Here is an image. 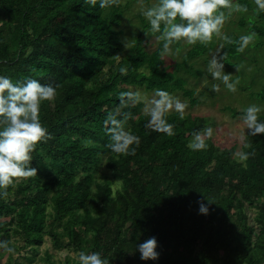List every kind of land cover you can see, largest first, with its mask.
Segmentation results:
<instances>
[{
    "label": "trees",
    "instance_id": "1",
    "mask_svg": "<svg viewBox=\"0 0 264 264\" xmlns=\"http://www.w3.org/2000/svg\"><path fill=\"white\" fill-rule=\"evenodd\" d=\"M236 3L253 7L248 0ZM254 13L260 24L253 20L245 28L264 40V12ZM122 14L120 5L101 9L99 0L95 7L85 0H0V75L58 85L56 99L39 114L52 139L32 153L37 177L0 198V239L11 240L19 253L48 237L56 250L99 252L109 264H264V135L244 137L243 151L255 152L245 162L234 147L220 149L210 139L206 150L192 151V134L206 128L207 118L180 119L172 112L168 121L176 134L169 137L146 129L149 117L137 105L124 109L136 117L128 122L141 138L136 154L117 156L106 147L104 121L121 92L162 89L195 105L184 74L193 75L189 63L213 48L193 45L171 69L159 55L161 42L145 49L150 25L141 17L128 53L117 61ZM222 55L227 67L243 60L225 42ZM256 96L264 100V86ZM230 113L242 116L244 110ZM85 139L93 143L85 147ZM204 197L212 203L206 216L198 204H208ZM150 237L159 258L144 261L137 246ZM0 264L18 262L0 253ZM65 264L79 261L67 255Z\"/></svg>",
    "mask_w": 264,
    "mask_h": 264
},
{
    "label": "clouds",
    "instance_id": "2",
    "mask_svg": "<svg viewBox=\"0 0 264 264\" xmlns=\"http://www.w3.org/2000/svg\"><path fill=\"white\" fill-rule=\"evenodd\" d=\"M85 2L95 7L98 0ZM120 3L121 0H99V7L106 9L119 6ZM139 3L141 14L147 19L151 32L158 34L155 38L162 43L159 53L162 59L172 54L173 45L193 46L199 43L207 46L214 38H219L228 45H235L236 52L243 53L257 39L255 32L240 35L238 39L223 33L224 25L234 13H247L249 10L246 4L234 3V0H155L151 4L147 0H139ZM254 4L259 12H264V0H254ZM126 41L127 39L124 42L125 48ZM224 60L225 55H213L207 70L214 80L221 81L228 91L235 93L240 81L238 78L233 80V75L225 73ZM120 72L125 73L126 68L121 67ZM57 88L58 85L41 84L32 78H26L21 83L0 75V198H7L10 195L9 189L15 188L20 181L37 177V169L31 166L32 153L39 144L52 139L48 129L41 123L39 114L45 102L51 103L56 99ZM212 91H220V86L213 85ZM118 99V107L104 121L106 134L110 137V143L106 147L117 156L124 157L134 156L141 144L140 136L134 134L128 126L129 120L136 117L124 109L143 105V112L149 117L145 128L172 137L176 134L175 125L169 123V114L175 112L180 119H184L188 108L186 102L162 89H155L151 97L139 90L123 91ZM262 112L264 106L256 104L244 109L241 121L248 135H264V121L260 119ZM213 135L214 129L211 127L194 132L188 148L192 151L206 150L207 140ZM83 143L88 147L93 142L85 139ZM245 147L250 148L251 145ZM254 155V151L234 153L240 162H245ZM116 183L120 181L117 180ZM203 199L208 204L203 200L198 201L199 213L206 216L209 214L208 205L212 203L210 198ZM157 247L155 237L139 244L137 249L140 259L157 260ZM0 253L14 256L16 247L11 240L0 239ZM78 260L79 264H109V260L99 252L82 251L78 254Z\"/></svg>",
    "mask_w": 264,
    "mask_h": 264
},
{
    "label": "rangeland",
    "instance_id": "3",
    "mask_svg": "<svg viewBox=\"0 0 264 264\" xmlns=\"http://www.w3.org/2000/svg\"><path fill=\"white\" fill-rule=\"evenodd\" d=\"M236 1L234 0V3ZM248 1L253 5L252 9L248 10L247 13H234L224 25L223 33L225 35H246L250 32L245 27H249L253 20L256 26L260 24V21H257L255 18L254 10H258L254 4V0ZM154 2L155 0H147L148 4ZM120 6L123 14L118 30H122L121 39L123 41V50L118 54L120 57L117 58V61L121 60L128 53L134 41V33L141 29V17L145 19L146 24L148 23L147 19L141 14L142 10L139 0H121ZM242 18L246 22L244 27H240L238 24ZM156 35L158 34H153L150 29H147V32L144 34L143 43L148 52L153 51L159 42L155 38ZM126 39L127 47L125 48L124 42ZM210 44L213 45V48L209 52L189 63V68L195 73L193 75L184 74V77L187 79V87L194 91L193 97L197 103L191 105L190 101L178 92H173L171 95L188 104L185 114L207 118L208 122L206 127L214 129V135L210 140L218 148L234 147L235 152L243 151L244 137L247 135V130L242 124V116H232L230 109L241 111L252 104L264 106V100H260L256 96L264 86V40L257 37L254 43L249 45L242 53L244 61L242 60L239 65L233 68L224 65L225 73L233 75V80L238 78L240 81L235 93L228 91L221 81L214 80L209 74L207 70L208 63L213 55H221V45L224 44V41L219 38H214ZM172 47V54L165 57L166 64L170 65L172 67L171 69H173L175 63L181 62L182 55L192 46L180 44L178 47L175 45ZM177 48H179L178 52L176 51ZM213 85H219L220 91H212ZM129 87L134 91L139 90L147 93L149 97L154 93L145 90L143 87ZM255 93L256 95H254ZM141 112L144 113L143 107ZM261 114H264V112ZM103 169L104 166L101 165L100 170L102 171ZM248 213L249 217L252 218L254 211L249 210ZM12 239L18 245L21 244L18 236H14ZM78 254L73 251L56 250L52 241L48 237H45L41 247L22 248L19 253L16 252V255L12 257L13 259H17L18 264H65V257L67 255L72 259L78 260Z\"/></svg>",
    "mask_w": 264,
    "mask_h": 264
}]
</instances>
